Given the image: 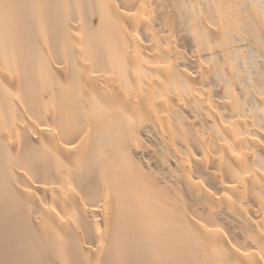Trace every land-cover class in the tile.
<instances>
[{
    "label": "bare ground",
    "instance_id": "1",
    "mask_svg": "<svg viewBox=\"0 0 264 264\" xmlns=\"http://www.w3.org/2000/svg\"><path fill=\"white\" fill-rule=\"evenodd\" d=\"M0 264H264V0H0Z\"/></svg>",
    "mask_w": 264,
    "mask_h": 264
}]
</instances>
